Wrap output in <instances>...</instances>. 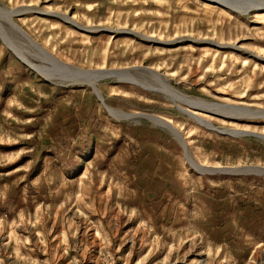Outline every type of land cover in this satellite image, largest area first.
<instances>
[{"label": "rangeland", "instance_id": "obj_1", "mask_svg": "<svg viewBox=\"0 0 264 264\" xmlns=\"http://www.w3.org/2000/svg\"><path fill=\"white\" fill-rule=\"evenodd\" d=\"M261 134L264 0H0V264H264Z\"/></svg>", "mask_w": 264, "mask_h": 264}, {"label": "bare ground", "instance_id": "obj_2", "mask_svg": "<svg viewBox=\"0 0 264 264\" xmlns=\"http://www.w3.org/2000/svg\"><path fill=\"white\" fill-rule=\"evenodd\" d=\"M68 21H69V18H68ZM15 26V25H14ZM99 71V70H98ZM101 71V70H100ZM75 72H77V74H80V75H82V76H84V78H89L91 75H93V74H97V75H99L100 74V72L99 73H94V72H90V71H82V70H77V71H75ZM104 73V72H103ZM192 116V115H191ZM196 116V115H195ZM153 117L154 116H152V119H153ZM154 118H156V117H154ZM200 122H203V120L202 119H200V117L198 118V116L196 117ZM157 119H158V117H157ZM156 119V120H157ZM156 122H159L160 124H163L164 126H166L167 128H169L170 130H171V126L166 122V121H164V120H162V119H158ZM173 132V131H172ZM177 132L175 131V134H176ZM177 135V134H176ZM261 136H262V134H261ZM263 138H264V136H262Z\"/></svg>", "mask_w": 264, "mask_h": 264}]
</instances>
